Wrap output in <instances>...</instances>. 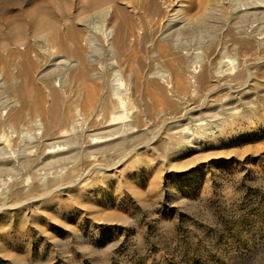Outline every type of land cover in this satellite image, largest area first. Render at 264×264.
Masks as SVG:
<instances>
[{
  "label": "bare ground",
  "instance_id": "6f19581e",
  "mask_svg": "<svg viewBox=\"0 0 264 264\" xmlns=\"http://www.w3.org/2000/svg\"><path fill=\"white\" fill-rule=\"evenodd\" d=\"M61 1H35L31 36L16 32L8 44L10 81L22 75L42 94L35 98L32 88L26 101L18 93L0 104V182H11L1 213L19 206L6 203L25 191L24 174L34 178L29 194L41 187L61 195L91 176L109 183L132 175L140 154L165 162L224 137V126L238 118L251 121L249 103L215 106L214 97L246 89L255 77L250 58L260 51L264 60V0ZM136 97L149 105L135 111ZM164 117L162 154L158 137L141 127L152 130L151 120ZM43 169H53L50 182Z\"/></svg>",
  "mask_w": 264,
  "mask_h": 264
},
{
  "label": "rangeland",
  "instance_id": "374dc122",
  "mask_svg": "<svg viewBox=\"0 0 264 264\" xmlns=\"http://www.w3.org/2000/svg\"><path fill=\"white\" fill-rule=\"evenodd\" d=\"M35 1L0 0V79L10 82L0 86V104L18 93L26 101L32 88L35 98L42 94L37 83L25 85L22 75L14 83L9 75L14 56L8 55V44L16 32L31 36ZM256 51L253 46L251 54ZM257 53L249 61L255 63V77L247 88L230 99L224 92L214 97L215 106L229 102L246 109L249 103L251 121L238 118L225 125L216 142L172 152L165 162L140 154L132 175L109 183L91 176L61 195L41 187L29 194L34 178L23 173L25 191L6 203L19 206L0 211V264H264V60ZM136 98L130 102L135 111L149 105ZM165 119H152V130L149 124L141 127L158 137L162 154L168 148L162 139ZM41 171L43 182H50L53 169ZM4 182L0 197L11 183ZM42 198L45 205L34 207Z\"/></svg>",
  "mask_w": 264,
  "mask_h": 264
}]
</instances>
